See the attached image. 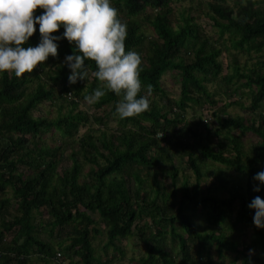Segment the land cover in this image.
<instances>
[{
    "label": "trees",
    "instance_id": "16d2710c",
    "mask_svg": "<svg viewBox=\"0 0 264 264\" xmlns=\"http://www.w3.org/2000/svg\"><path fill=\"white\" fill-rule=\"evenodd\" d=\"M262 1H206L207 17L219 36L214 45L189 11L172 18L180 0H111L128 25L126 50L134 49L142 56L140 94L152 85L149 110L126 119L115 114L119 97L110 90L93 105L103 108L102 115L76 111L99 82L90 76L69 83L70 69L62 61L76 49L66 38L58 41V56H49L32 73L22 77L14 72L0 74V264H35L32 255L39 257V264H67L65 258L73 253L79 256V264H102L93 248L101 224H107L104 249L112 247L121 254L116 242L126 237H135L145 246L139 264H215V257L217 264H264V228L255 226V210L248 207L255 196L264 197V189L254 191L259 183L254 176L264 169ZM41 11L37 8L34 14ZM144 23L153 35L142 32ZM36 29L28 42L31 45L39 42L38 24ZM63 31L61 27L53 34ZM222 53L231 60L225 75L219 61ZM252 54L256 61L240 68L236 55L251 59ZM86 63L90 71L95 70L94 62ZM167 72H173L178 81L175 101L163 87ZM218 81L226 93L231 84L236 86L234 91L251 90V114L218 117L215 123L210 118L204 123L188 122L184 114L188 108L217 103L207 85ZM45 102L56 107L55 118L39 114ZM109 115L116 117V127L98 129L99 137L79 136L77 148L65 157L69 165L58 172L64 159L62 146L49 145L45 135L59 132L73 140L80 126L91 122L104 126ZM247 134L257 141L245 151L241 137ZM177 159L185 161L194 184L185 176L176 187ZM206 162L245 176V191L232 186L228 197H216L217 189L230 185L224 169L213 172L212 182L201 188L209 172L204 169ZM163 164L172 170L159 175L156 167ZM138 166L148 168L150 174L143 175ZM166 177L171 181L169 188L161 182ZM199 206L209 208L204 230L186 214ZM147 209H152L156 219L139 226L138 214ZM43 210L47 222L35 224V214ZM225 211L233 220H225ZM249 228L257 256L248 255V246L241 240V230ZM167 239L177 246L179 262L171 255Z\"/></svg>",
    "mask_w": 264,
    "mask_h": 264
},
{
    "label": "clouds",
    "instance_id": "9594fccd",
    "mask_svg": "<svg viewBox=\"0 0 264 264\" xmlns=\"http://www.w3.org/2000/svg\"><path fill=\"white\" fill-rule=\"evenodd\" d=\"M37 8L43 11L34 14ZM37 24L39 42L31 45ZM61 27L63 33L54 35ZM127 36L128 25L111 0H0V74L32 73L49 56H58V41L66 38L76 49L62 61L70 69L69 83L96 78L99 84L85 96L86 103L96 104L110 90L119 97L115 114L120 119L133 117L149 110L152 85L140 94L142 56L126 50ZM86 61L94 62L95 70L90 71ZM254 180L259 182L254 191L264 189V169ZM248 207L255 210V226L264 228V197L255 196Z\"/></svg>",
    "mask_w": 264,
    "mask_h": 264
},
{
    "label": "rangeland",
    "instance_id": "374dc122",
    "mask_svg": "<svg viewBox=\"0 0 264 264\" xmlns=\"http://www.w3.org/2000/svg\"><path fill=\"white\" fill-rule=\"evenodd\" d=\"M206 1L208 0H180V2L176 3L175 5V13L172 15V18L175 19L178 17L179 13L182 11H189L190 15L192 17H195V23L201 27L203 34L205 35L207 41L209 44H214L216 39H219L217 29L213 26V23L208 19L207 14L208 10L206 7ZM264 3V0L262 1ZM233 3H228V6H232ZM247 8L248 5L245 3ZM237 12V11H236ZM235 12V14H237ZM236 16V15H235ZM142 32L146 36L153 35L152 29L148 23H144L141 27ZM226 38V36H225ZM218 46H220V43H217ZM233 56H235L233 54ZM237 60L239 63L240 68H243V65H246L247 67H250L253 62L256 61V56L252 54L251 59H247V57L242 55H236ZM219 61L222 63L223 71L222 75L227 74V66L230 63V58L226 56V53H222L221 57L219 58ZM163 87L168 93V98L172 101H175L177 99V88H178V81L174 77L173 72H167L162 77ZM243 82V81H242ZM221 83L215 82V83H209L207 85L208 91L213 94L215 101L217 102L215 105L206 104L202 107H190L186 110L185 118L190 123H204L206 119L210 118L212 119L213 123L216 122V119L219 117L221 120L225 118H233L236 116L246 117L251 114V112L248 111L250 107V96H251V90L247 88L238 89L236 91L232 90L236 88L235 84H231L227 86L228 93L224 91L222 88ZM232 96L231 98H229ZM234 102V104L228 105V103ZM262 107L264 108V103H262ZM39 114H41L44 117L48 118H55L57 116L56 107L49 105L48 102H45L42 104L39 108ZM78 112H82L87 114L88 116H100L103 113V108L97 109L93 105H89L86 102H81L77 106ZM37 113H34V116H37ZM117 125L116 117L113 115H109L108 121L104 126H100L97 123L91 122L87 125L80 126L78 130L77 136L71 139H67V137H62L59 132L47 133L45 135L46 141L49 145H59L62 146L63 153H64V159L58 168V172L62 170V168H66L69 165V162L65 159L67 157L72 148L76 149V139L84 134L90 133L93 137H99V131L100 130H106L109 131L113 128H115ZM216 126V125H214ZM234 135H239V132H235ZM242 141L244 142V150H248L249 147L257 141V138L247 134L241 137ZM76 147V148H75ZM175 168L178 171V178L176 182V187H180L183 178L186 176L190 183H195L193 174L189 171H186V165L185 161L182 160H176L175 161ZM140 169V172H142L143 175H149L150 171L146 167L138 166ZM85 171L88 169V165L84 166ZM169 169H171L168 164L166 165H159L156 167V172L160 175L165 172H167ZM204 169H208L207 176L203 179V182L201 184L202 187L208 186L212 180H213V172H216L218 169H224L225 174L227 175L228 179L230 180V185L226 189H217V191L214 192L216 197L218 198H226L228 197V191L233 186L234 188H237L240 192L245 191L246 187V178L245 176L241 175L237 171L225 168L222 165L206 162L204 165ZM172 170V169H171ZM128 171V169H124V172ZM167 174V173H166ZM162 185L165 188L170 187L171 181L169 180V177L163 178L161 180ZM257 184V182L255 183ZM192 185V184H191ZM7 189V195H10L9 189ZM208 206H199L197 208H190L188 211H186V214L190 215L192 218L193 223L200 229L204 230L208 226L207 223V213H208ZM35 224H39L40 220L44 222H47V216L45 210L41 211L40 213L35 214ZM156 219L155 214L152 211V209L142 210L138 214L137 218V224L139 226L142 225H150L152 220ZM225 220H233V215L228 216L225 211ZM223 225V224H222ZM218 226H221V222L218 223ZM99 228L101 230V233L93 240V248H94V254L97 259L100 260L102 264H139V259L145 255V246L137 240L135 237H126L116 242V246L118 248H122L121 254L120 252L114 251L112 247H107L104 249V245L107 241V235H106V229L107 224H101L99 225ZM168 230V228H166ZM242 238L241 240L245 242V244L248 246V255H255L257 256V249L254 246V236L252 234V230L245 229L241 230L240 232ZM45 233H41V237L45 238ZM168 245L170 247L171 255L176 258V261L179 262L180 258L177 254V246L171 244L169 242V239H167ZM250 250H253L250 252ZM204 251H202V254ZM254 256V257H256ZM198 259L201 258V254L196 256ZM32 261L35 264H39V257L36 255L31 256ZM72 259V260H71ZM70 261H72V264H79V256L75 253L72 255L67 256L65 258V263L70 264ZM214 263L217 264L216 257L214 258ZM181 264V263H177Z\"/></svg>",
    "mask_w": 264,
    "mask_h": 264
},
{
    "label": "built area",
    "instance_id": "2783aa9c",
    "mask_svg": "<svg viewBox=\"0 0 264 264\" xmlns=\"http://www.w3.org/2000/svg\"><path fill=\"white\" fill-rule=\"evenodd\" d=\"M70 96H71V95H70V93H69V94L67 95V97H68V98H71ZM57 256L59 257V254H58Z\"/></svg>",
    "mask_w": 264,
    "mask_h": 264
}]
</instances>
